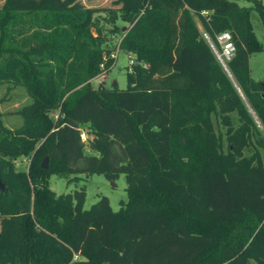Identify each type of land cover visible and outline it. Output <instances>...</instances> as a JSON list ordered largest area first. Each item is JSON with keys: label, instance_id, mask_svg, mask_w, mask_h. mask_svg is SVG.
Instances as JSON below:
<instances>
[{"label": "trees", "instance_id": "obj_1", "mask_svg": "<svg viewBox=\"0 0 264 264\" xmlns=\"http://www.w3.org/2000/svg\"><path fill=\"white\" fill-rule=\"evenodd\" d=\"M245 1L115 0L106 22L127 25L118 48L135 56L118 89L89 83L112 60L96 9L4 0L0 80L30 102L20 127L0 122V264H264V89L248 68L264 0ZM222 31L226 70L202 37ZM51 174H122L126 199L83 208L84 189L56 194Z\"/></svg>", "mask_w": 264, "mask_h": 264}, {"label": "rangeland", "instance_id": "obj_2", "mask_svg": "<svg viewBox=\"0 0 264 264\" xmlns=\"http://www.w3.org/2000/svg\"><path fill=\"white\" fill-rule=\"evenodd\" d=\"M84 8L96 9L92 13V17L99 20V25L102 28L101 32V46L109 49V58L112 59L108 67L99 66V72L89 80L93 87H111V82L115 81L116 87L122 89L126 87V74L132 72V65L129 66L128 60L133 58L134 54L130 52H123L118 48V43L122 37V32L127 25L122 21L115 19L113 23L106 22L109 18L110 12L119 7L115 4V0H78ZM236 2L239 6H250L251 3L245 0H231ZM4 0H0V6ZM104 19V20H103ZM196 21V19L194 18ZM249 21L253 33L262 46L261 51L251 53L248 57V68L250 77L260 82L264 78V25L262 24L258 14L254 10H250ZM197 23V21H196ZM198 24V23H197ZM199 30L200 27L198 26ZM5 57V53L0 55V64ZM228 75V74H227ZM30 102V98L25 92L23 86L13 84L8 80H0V122L4 127L15 129L22 125V119L17 114V111L24 105ZM53 118L56 116V111L50 114ZM234 123V114H231ZM256 127L263 132L261 125L254 120ZM81 133L84 138L80 137L84 143V153L87 154L88 147L86 140L90 137L86 128H82ZM252 147L243 150L245 155L250 154ZM30 157L18 156L11 160L15 171H26L29 165ZM48 185L56 194L72 192L75 189L83 188L85 197L83 208H88L90 204L94 203L100 196H105L108 199L111 210L115 211L119 207V202L125 200V182L122 174H119L114 180H107L101 174H84L58 176L51 174L48 177ZM74 257L73 259H75ZM249 264H255L249 261Z\"/></svg>", "mask_w": 264, "mask_h": 264}, {"label": "built area", "instance_id": "obj_3", "mask_svg": "<svg viewBox=\"0 0 264 264\" xmlns=\"http://www.w3.org/2000/svg\"><path fill=\"white\" fill-rule=\"evenodd\" d=\"M204 13L205 12L202 11V14ZM202 37L206 41L208 47L210 48L220 66L224 70H226L225 63L230 59L234 50L230 34L227 31H222L214 36V40H211L205 33L202 32ZM133 63V58L130 57V59L128 60L129 66H131ZM80 137L84 138V134L81 132Z\"/></svg>", "mask_w": 264, "mask_h": 264}, {"label": "water", "instance_id": "obj_4", "mask_svg": "<svg viewBox=\"0 0 264 264\" xmlns=\"http://www.w3.org/2000/svg\"><path fill=\"white\" fill-rule=\"evenodd\" d=\"M258 85L261 89H264V78L258 82ZM111 86H116V83L115 81H112L111 82ZM40 167L45 169L47 167V157H44L43 160L41 161L40 163ZM5 191V186L4 184L0 181V192H4Z\"/></svg>", "mask_w": 264, "mask_h": 264}, {"label": "crops", "instance_id": "obj_5", "mask_svg": "<svg viewBox=\"0 0 264 264\" xmlns=\"http://www.w3.org/2000/svg\"><path fill=\"white\" fill-rule=\"evenodd\" d=\"M84 128V127H82ZM87 154H92V155H96V152H91V151H88Z\"/></svg>", "mask_w": 264, "mask_h": 264}]
</instances>
